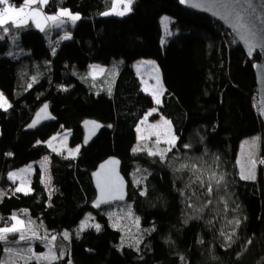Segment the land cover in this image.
Here are the masks:
<instances>
[{
  "label": "trees",
  "instance_id": "1",
  "mask_svg": "<svg viewBox=\"0 0 264 264\" xmlns=\"http://www.w3.org/2000/svg\"><path fill=\"white\" fill-rule=\"evenodd\" d=\"M113 1L38 3L48 14L67 9L80 16L71 38L55 46L33 25L0 26V90L10 102L8 109L0 107V227H11L16 217L49 229L59 255L52 264H264V166L257 179H243L238 167L247 137L261 135L264 158L253 68L259 55L249 60L225 27L179 0H135L129 15L103 16ZM166 15L173 21L165 32ZM142 58L155 60L162 71L166 92L159 110L177 137L170 151L137 139L140 121L154 108L133 68ZM117 60L122 66L115 80L89 77L91 64L111 67ZM46 104L55 121L26 131ZM89 119L106 128L84 146L82 124ZM64 129L71 131L70 144L80 147L77 157L44 143ZM46 157L53 194L40 168L32 192L16 193L9 174ZM110 157L122 161L129 182V200L120 205L139 221L138 245L123 242L108 207L90 209L96 196L91 174ZM87 211L97 215L101 229L65 239L62 232L74 230ZM19 235L8 233L0 242V260L8 249L30 246Z\"/></svg>",
  "mask_w": 264,
  "mask_h": 264
},
{
  "label": "rangeland",
  "instance_id": "2",
  "mask_svg": "<svg viewBox=\"0 0 264 264\" xmlns=\"http://www.w3.org/2000/svg\"><path fill=\"white\" fill-rule=\"evenodd\" d=\"M134 1L135 0H131V3L129 4V0H114L113 6L105 12L108 14L105 15L104 13L103 16L125 17L131 13V9ZM125 6L130 7V11L124 12ZM2 9L3 7L0 8V11H2ZM62 11L71 13L72 16H78L79 18L77 21L80 20L79 15H75L67 9L60 10L59 12L61 13ZM121 12H124V14L120 15L119 13ZM61 17H62V22L64 23L65 26L69 25L74 27L75 24L77 23V21L75 22L71 21L72 19L70 16H61ZM16 19L17 21H19L18 20L19 18ZM162 21L165 27V32L166 30L169 31L173 18L169 15H166L162 18ZM168 40L169 38L165 35L164 38L162 39V45H165L168 42ZM121 66H122V61L117 60L114 64H112L111 67H109V71L106 77L110 80L114 78L116 72L121 68ZM133 68L136 71L141 81L143 91L148 95H150L154 102V108L149 112L151 113V115H149L148 113L142 119V121H140L136 129V135L138 141L142 142L144 140H154L158 143L165 144L167 148L172 149L176 147L177 137L174 134L172 123L169 119L162 116L159 110L163 102L166 88L162 76V71L158 63L150 58H142L134 62ZM75 73L77 74V72ZM0 94H2L0 95V104L3 105L0 107L3 109H8L10 103L7 97L1 90H0ZM157 99L160 101L159 104L156 103ZM4 101H6V104L4 103ZM163 126L167 127V130L165 131L166 133H162L161 131V128ZM172 137H175L174 146L168 143V141L171 140ZM70 138H71V131L64 129L52 135L44 143L54 152L64 154L67 157H77L79 154L80 147L79 146L73 147L70 144ZM261 142H262L261 135L259 136L254 135L245 138L241 143L240 150L238 153V167H239L240 175L243 179H257L259 177V168L261 166H264V158L260 153ZM31 169L32 167L27 165L15 171L13 173L15 175L12 174V179H14L16 176L21 177L22 186L20 185L21 187L20 191L23 192L26 191L22 187L24 186V184H26L29 181L28 175ZM51 181H52V176H51V171H49L48 174L47 173L45 174L44 184L48 187V192L50 193V196L53 194L52 192L53 187ZM106 213L111 219L112 224L117 229H120L123 232L124 234L123 242L125 244L138 245L140 240V236H139L140 226H139V221L133 215L131 208L122 206L120 204H116L113 207H108ZM16 220L23 222V224L17 225V227H20L26 236L32 237L33 231L36 233V236L29 239L31 241L29 247L21 246V247H17L16 250L11 249L13 253L11 260L14 261L15 264H26L30 261H36L39 264H52L59 259L58 253L53 249L56 239L52 240V237L53 236L56 237V234L51 233V231L46 227H44L42 223H40L42 225L41 227H37V225H35V223L32 221H23L18 218H16ZM16 220H14L13 224H16ZM40 224L38 225L40 226ZM97 226L99 227L97 228ZM101 226L102 225L98 220L97 215L93 211H87L80 220L78 226L74 230H65L62 232V234L64 236V233H67L68 234L67 238H71L74 234L80 235L83 232L90 229H94L98 231L101 229ZM38 245L43 246L45 250L40 251ZM29 249L31 251H29ZM49 249H51L52 255H54L56 259L37 260L35 258L36 256H45L46 254L49 253ZM33 253L35 255H33ZM29 257H31V259H29ZM8 259H9V252L4 260H8ZM69 264H73L72 260L69 262Z\"/></svg>",
  "mask_w": 264,
  "mask_h": 264
},
{
  "label": "water",
  "instance_id": "3",
  "mask_svg": "<svg viewBox=\"0 0 264 264\" xmlns=\"http://www.w3.org/2000/svg\"><path fill=\"white\" fill-rule=\"evenodd\" d=\"M180 5L192 12L207 16L225 27L244 48L253 64L258 86V107L264 125V0H179ZM42 106L34 115L26 131H36L53 123L55 118L49 105ZM83 145L89 146L106 128L97 120H86L82 124ZM264 145V128H263ZM115 161V163H110ZM264 179V168H263ZM95 199L90 205L93 211L109 206L124 204L129 200V182L122 173V161L110 157L103 161L91 174ZM122 197V198H120Z\"/></svg>",
  "mask_w": 264,
  "mask_h": 264
},
{
  "label": "crops",
  "instance_id": "4",
  "mask_svg": "<svg viewBox=\"0 0 264 264\" xmlns=\"http://www.w3.org/2000/svg\"><path fill=\"white\" fill-rule=\"evenodd\" d=\"M49 0H47L46 3H44L43 5H46L48 3ZM40 3L39 1H37L36 3H33L30 7L32 8H36L35 10H38L41 15L40 16H27L24 18H19L17 21V23L15 24L16 26H28V25H33L35 26L39 31L43 32L46 36V38L48 39V41L50 42V44L52 46H55L56 44H60L63 41L69 40L72 36V26H65L64 23L62 22V17L61 15H59V11L56 14H48L45 12L44 9L40 8L37 6V4ZM55 16L57 17V19L55 21L53 20H45L44 17H51V16ZM68 19V18H67ZM78 19H76L75 21H77ZM73 21V20H71ZM74 21V22H75ZM39 24V26H37ZM67 37V38H66ZM95 68V71H94ZM100 69H103V71L101 72ZM91 71V73H90ZM109 71V67L108 66H103V65H99V64H91L89 66V77L92 79H100V78H104L107 73ZM119 73V70L116 72L115 77L112 79H116L117 75ZM10 103V102H9ZM10 107V105H9ZM28 166L32 167L31 171L29 172V177H28V182L26 184H24V186L22 187L24 190H26L25 192L23 191H17V189L21 188L20 185L22 186V182H21V177L16 176L14 179H12V174L15 172H12L9 174V180L15 185V189L14 191L16 193H22V194H29L32 192V177L35 173L36 168H40L42 171V181L43 183H45V174L49 173V171H51L50 168V159L48 157L43 158L41 160L35 161L33 163H30ZM52 183V181H51ZM45 185V184H44ZM46 190L48 192V187L45 185ZM53 187V186H52ZM54 192V188L53 191ZM48 194L50 195V193L48 192Z\"/></svg>",
  "mask_w": 264,
  "mask_h": 264
},
{
  "label": "snow or ice",
  "instance_id": "5",
  "mask_svg": "<svg viewBox=\"0 0 264 264\" xmlns=\"http://www.w3.org/2000/svg\"><path fill=\"white\" fill-rule=\"evenodd\" d=\"M37 0H24V6L23 7H20V8H17L13 5H9V0H0V5H4L5 7H3L2 11H0V25H3V24H6V23H9L10 21L13 23V24H16L17 23V19L16 18H24V17H27V16H40L41 13L38 11V10H35V9H31V5L33 3H36ZM39 2L41 4H44L47 2V0H39ZM181 2H183V0H181ZM131 3V0H129V4ZM127 11H130V7L128 6H125V9H124V12H127ZM124 12H121L119 13L120 15H123ZM108 13H105V15H107ZM59 15L61 16H70L71 19L73 21H75L76 19H78L79 17L78 16H72L71 13H68L66 11H62ZM45 20H53L55 21L57 19V17L55 16H52V17H44ZM39 26V24L37 25ZM7 30V29H5ZM67 38V37H66ZM94 71H95V68H94ZM100 71L102 72L103 69H100ZM2 95V94H0ZM4 103L6 104V101H4ZM156 103L159 104L160 101L157 99L156 100ZM0 106H3L2 104H0ZM47 107V105H45V108ZM149 115H151V113H149ZM167 123V122H165ZM174 142H175V137H172L171 140L168 141V143L172 146H174ZM185 147H188L187 145H185ZM135 150V149H134ZM171 148L168 149V151H170ZM78 151V149H77ZM150 155H157L159 154L161 156V159L164 158V154L163 153H149ZM110 163H115V161H112ZM183 167V165H182ZM15 175V174H13ZM223 177H220V179H222ZM213 179H216L215 176H213ZM217 184L219 183V179L216 180ZM21 189H17V191H20ZM208 192L210 193L212 191V188H211V185L208 186ZM122 198V197H120ZM13 220H16V217H12ZM238 223V222H237ZM23 224L22 221H19V220H16V224H13L11 227H2L0 228V242H6L7 241V234L8 233H19V239L24 241V240H29L31 239L32 237H35L36 236V233L33 231L32 232V237H29V236H26L24 234V232L22 231V229L20 227H17V225H21ZM99 226H97L98 228ZM68 236L67 233H64V238L66 239ZM56 237L53 236L52 237V240H55ZM29 251H31L29 249ZM8 252H9V259L8 260H0V264H14V261L11 260V257L13 255L12 253V250L11 249H8ZM33 255H35L33 253ZM37 260H41V259H50V260H54L56 259V257L54 255H52V252H51V249H49V253L46 254L45 256H36L35 257ZM29 259H31V257H29Z\"/></svg>",
  "mask_w": 264,
  "mask_h": 264
},
{
  "label": "built area",
  "instance_id": "6",
  "mask_svg": "<svg viewBox=\"0 0 264 264\" xmlns=\"http://www.w3.org/2000/svg\"><path fill=\"white\" fill-rule=\"evenodd\" d=\"M11 3H12V0H9V5H11ZM23 6H24V3L20 4V5H19V8H20V7H23ZM35 9H36V8H35Z\"/></svg>",
  "mask_w": 264,
  "mask_h": 264
}]
</instances>
